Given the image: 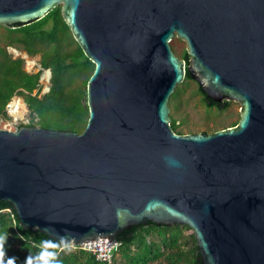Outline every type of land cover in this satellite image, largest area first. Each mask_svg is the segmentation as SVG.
<instances>
[{
    "label": "water",
    "instance_id": "water-1",
    "mask_svg": "<svg viewBox=\"0 0 264 264\" xmlns=\"http://www.w3.org/2000/svg\"><path fill=\"white\" fill-rule=\"evenodd\" d=\"M58 6L95 65L89 120L82 133L0 129V201L24 230L67 244L188 226L199 264H264V0H0V26ZM187 72L209 102L240 104L236 126L173 130Z\"/></svg>",
    "mask_w": 264,
    "mask_h": 264
},
{
    "label": "trees",
    "instance_id": "trees-1",
    "mask_svg": "<svg viewBox=\"0 0 264 264\" xmlns=\"http://www.w3.org/2000/svg\"><path fill=\"white\" fill-rule=\"evenodd\" d=\"M6 46L0 44V119H8L6 107L15 95L23 97L30 113L38 119L37 125L44 129L82 133L89 120V110L83 104L89 79L95 65L85 56L75 41L69 26L62 16V7H56L42 20L29 26L10 29ZM75 45V48H72ZM22 48L29 56L42 54L41 65L51 70L50 91L39 97L33 95L41 88L42 72L33 74L24 69V60L15 59L7 47ZM182 59L189 64V55L185 51ZM71 70L76 77H85L83 86L72 87ZM186 80H193L187 72ZM203 102L209 107L227 109L230 102L223 104L207 103L208 99L198 88ZM177 90L170 99V106L180 99ZM238 124V123H237ZM237 124L233 125L236 126ZM29 127H34L30 124ZM177 134L178 123L175 118L171 124ZM187 232V234H185ZM162 236V244L147 242L148 237ZM0 240H3L4 264L15 257V264H24L31 256L33 264H118L117 255L121 254L124 264H199V249L193 230L188 226L158 227L153 223L147 226L133 227L121 233L117 241L122 245L110 262H101L97 257L84 250L81 245L67 244L33 230H24L19 223L16 211L7 202L0 201ZM139 245H137V243ZM142 242V243H141ZM134 248L138 252L134 253ZM47 252L49 255L40 259Z\"/></svg>",
    "mask_w": 264,
    "mask_h": 264
},
{
    "label": "rangeland",
    "instance_id": "rangeland-1",
    "mask_svg": "<svg viewBox=\"0 0 264 264\" xmlns=\"http://www.w3.org/2000/svg\"><path fill=\"white\" fill-rule=\"evenodd\" d=\"M7 35L8 32L6 27L0 26V44L3 47L7 45L6 44ZM171 47L174 53L181 59L183 53L187 51L186 43L178 38L173 39V41L171 42ZM72 48H75V45ZM7 51L15 59H19V58L23 59L24 69L29 73L37 74L42 72L41 75L42 77L44 73L49 70L47 69L45 72L40 70L42 54L29 56L31 61L35 62L33 66H30L28 59L26 60L24 57V55L27 52L22 48V46H18V47L9 46L7 47ZM85 81H86L85 77L82 78L76 77L74 71L71 70L70 83L72 87L83 86L85 84ZM47 85L50 86V82ZM198 88L199 85L196 81L185 80L184 83L179 85L176 89V91L179 90L180 92L179 95L180 99L175 104V107L170 106L171 107L170 115L172 119L175 118L177 120L179 126L178 132H181L182 133L181 135L199 134V133L214 134L217 131L231 128L233 127V125L239 122L240 120L239 103L231 101L227 109H219L217 107L209 108L203 102L202 95L198 93ZM18 99L19 102L24 101L23 97L21 96H19ZM37 122L38 119L34 118V116H32L31 113H29L28 117L23 121L16 122L12 118L4 119L3 122L0 121V129L14 132L23 126H28L30 124L34 125L35 127H39L37 125ZM185 234H187V232H185ZM151 241H154L158 244H162L161 243L162 236L159 234L158 236H155V238L148 237L147 242L150 243ZM139 243L140 242H138L137 245H139ZM137 252H138V248H134V253ZM116 258L118 264H124L125 259L121 254L117 255Z\"/></svg>",
    "mask_w": 264,
    "mask_h": 264
},
{
    "label": "built area",
    "instance_id": "built-area-1",
    "mask_svg": "<svg viewBox=\"0 0 264 264\" xmlns=\"http://www.w3.org/2000/svg\"><path fill=\"white\" fill-rule=\"evenodd\" d=\"M45 75H46V72L44 73V75L42 76L40 80V86L43 92L49 90V87H47L48 86L47 84H49L50 82V76L48 79H46ZM18 97L19 95H15L6 107V113L8 117L12 118L16 122L25 120L30 113L27 105L24 103V101L21 100L26 105L27 112L25 113L23 117L15 116L13 111L15 110L16 106L14 105V103L15 101H19ZM0 121L3 122L4 119L1 118ZM121 245L122 243L117 240L110 241L109 239H99L97 241L85 243L81 246L83 247L84 250L94 254L99 261L110 263L114 259L117 252L119 251V248L121 247Z\"/></svg>",
    "mask_w": 264,
    "mask_h": 264
},
{
    "label": "bare ground",
    "instance_id": "bare-ground-1",
    "mask_svg": "<svg viewBox=\"0 0 264 264\" xmlns=\"http://www.w3.org/2000/svg\"><path fill=\"white\" fill-rule=\"evenodd\" d=\"M25 59L29 61V65L33 66L35 64V62L31 61L30 57L27 56L26 54L24 55ZM46 79L49 78V73H46ZM14 105L16 106L15 110L13 111L16 117H23L26 113L27 107H25V105L22 102L16 101L14 103Z\"/></svg>",
    "mask_w": 264,
    "mask_h": 264
},
{
    "label": "clouds",
    "instance_id": "clouds-1",
    "mask_svg": "<svg viewBox=\"0 0 264 264\" xmlns=\"http://www.w3.org/2000/svg\"><path fill=\"white\" fill-rule=\"evenodd\" d=\"M2 248H3V240H0V257L3 256ZM47 255H49V253L45 252L43 256L40 257V259H44V256ZM15 259H16L15 257L9 258L7 264H15ZM0 264H4L2 259H0ZM24 264H33L32 257L31 256L26 257ZM44 264H49V262L47 260H44Z\"/></svg>",
    "mask_w": 264,
    "mask_h": 264
},
{
    "label": "flooded vegetation",
    "instance_id": "flooded-vegetation-1",
    "mask_svg": "<svg viewBox=\"0 0 264 264\" xmlns=\"http://www.w3.org/2000/svg\"><path fill=\"white\" fill-rule=\"evenodd\" d=\"M42 71H46V70H42ZM49 71V70H48ZM48 71L46 72V73H48ZM50 75V74H49ZM42 78V77H41ZM41 78H40V80H41ZM49 87V90L48 91H45V92H43V90H42V88H39V89H36L35 91H34V93H33V95H37V96H39V97H41V96H43V95H45L46 93H48L49 91H50V86H48ZM18 95V94H17ZM20 96V95H19ZM22 97V96H21ZM207 103L209 104V103H211V102H209V100L207 101Z\"/></svg>",
    "mask_w": 264,
    "mask_h": 264
}]
</instances>
